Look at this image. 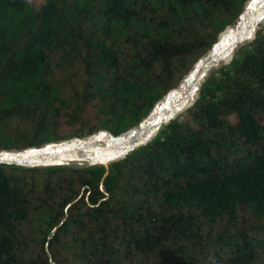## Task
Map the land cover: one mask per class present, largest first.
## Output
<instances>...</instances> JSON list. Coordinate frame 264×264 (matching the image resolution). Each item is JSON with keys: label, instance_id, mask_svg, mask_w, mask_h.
Masks as SVG:
<instances>
[{"label": "trees", "instance_id": "obj_1", "mask_svg": "<svg viewBox=\"0 0 264 264\" xmlns=\"http://www.w3.org/2000/svg\"><path fill=\"white\" fill-rule=\"evenodd\" d=\"M248 1L0 0V152L137 127ZM232 57L108 167L0 163V264H264V26Z\"/></svg>", "mask_w": 264, "mask_h": 264}, {"label": "water", "instance_id": "obj_2", "mask_svg": "<svg viewBox=\"0 0 264 264\" xmlns=\"http://www.w3.org/2000/svg\"><path fill=\"white\" fill-rule=\"evenodd\" d=\"M263 25L264 0H249L239 16L235 29L225 35L222 34L226 30L221 33L211 50L197 61L178 87L161 99L149 115L130 131L119 136L100 131L87 138L59 142L49 148L1 151L0 153L15 159L0 163L23 167H54L67 158L98 149L113 151L117 158L112 163L124 159L130 152L150 143L164 125L167 126L180 115V110L186 111L190 108L198 99L200 89L211 71L232 51L250 43L255 38L256 31Z\"/></svg>", "mask_w": 264, "mask_h": 264}, {"label": "rangeland", "instance_id": "obj_3", "mask_svg": "<svg viewBox=\"0 0 264 264\" xmlns=\"http://www.w3.org/2000/svg\"><path fill=\"white\" fill-rule=\"evenodd\" d=\"M237 23H238V21L235 22L233 25L229 26V28H231V27H236ZM263 26H264V25H263ZM263 26H261L260 29H261ZM226 29H227V28H226ZM227 65H228V64H227ZM223 66H225V64L219 62V65L217 66V68L213 69V70L211 71V73L209 74V76H211V75H217V72H218L219 69H220L221 67H223ZM209 76H208V77H209ZM184 118H185V111H184L183 113H181L180 115H178V116L176 117L175 120H177V121H179V122H182V121L184 120ZM164 128H165V125H164L160 130H163ZM160 130H159V131H160ZM158 133H159V132H158ZM71 140H72V139H71ZM67 141H69V140H67ZM54 144H57V143L46 144V145H44V146L41 147V148H49V147H51V146L54 145ZM115 158H116V157H115ZM115 158H114V160H115ZM114 160H112V161H108L107 163H103V162H91V161H85V160L81 159L80 157H75V158L66 159V160H64V161H61L60 163L55 164L54 167L64 165L63 167L76 168V169H101V168H104V167H105V166H103V165H105V164H106V165H109V164H111ZM27 233H28V232H26V235H28ZM20 251H21V249L18 250V254L20 255V259H21V260H25V258L28 257V255H24V254H23L22 252H20ZM48 253H49V254H48V259H49V260H52V254H51V252L49 251Z\"/></svg>", "mask_w": 264, "mask_h": 264}, {"label": "bare ground", "instance_id": "obj_4", "mask_svg": "<svg viewBox=\"0 0 264 264\" xmlns=\"http://www.w3.org/2000/svg\"><path fill=\"white\" fill-rule=\"evenodd\" d=\"M233 29H235V27L229 28L222 35H225V34L229 33ZM234 51H232L224 60H222L221 63L227 65L229 63V60L232 57ZM184 111H185V109L180 110V114L183 113ZM75 157H80L81 159H83L85 161L103 162V163H107L108 161H112V160H114L115 157L117 158L115 153H113V151H111L109 149H98V150H94V151H91V152H88V153H84V154H81V155H76V156H73V157H70V158H67V159H71V158H75Z\"/></svg>", "mask_w": 264, "mask_h": 264}, {"label": "snow or ice", "instance_id": "obj_5", "mask_svg": "<svg viewBox=\"0 0 264 264\" xmlns=\"http://www.w3.org/2000/svg\"><path fill=\"white\" fill-rule=\"evenodd\" d=\"M14 159L15 157H9L7 154L0 153V161H8ZM25 159H27V156H25Z\"/></svg>", "mask_w": 264, "mask_h": 264}]
</instances>
